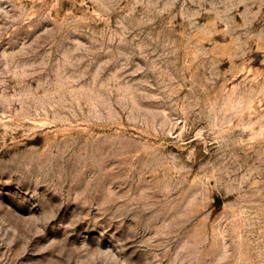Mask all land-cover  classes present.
Returning <instances> with one entry per match:
<instances>
[{
	"label": "rangeland",
	"instance_id": "1",
	"mask_svg": "<svg viewBox=\"0 0 264 264\" xmlns=\"http://www.w3.org/2000/svg\"><path fill=\"white\" fill-rule=\"evenodd\" d=\"M0 264H264V0H0Z\"/></svg>",
	"mask_w": 264,
	"mask_h": 264
}]
</instances>
